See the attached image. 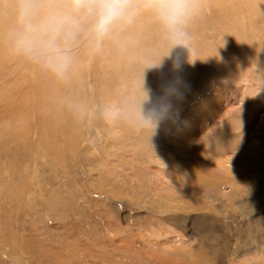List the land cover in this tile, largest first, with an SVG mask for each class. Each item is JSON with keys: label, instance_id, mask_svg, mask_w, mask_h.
Here are the masks:
<instances>
[{"label": "rangeland", "instance_id": "1", "mask_svg": "<svg viewBox=\"0 0 264 264\" xmlns=\"http://www.w3.org/2000/svg\"><path fill=\"white\" fill-rule=\"evenodd\" d=\"M197 7L187 47L143 11L65 79L0 27V264H264V0Z\"/></svg>", "mask_w": 264, "mask_h": 264}, {"label": "clouds", "instance_id": "2", "mask_svg": "<svg viewBox=\"0 0 264 264\" xmlns=\"http://www.w3.org/2000/svg\"><path fill=\"white\" fill-rule=\"evenodd\" d=\"M143 11L152 13L174 44L189 45L187 27L198 12L197 0H15L8 39L14 54L65 79L75 66L74 50L81 40L99 52L115 25L131 24ZM179 69L177 62L174 70ZM172 95L178 91L169 90L143 110L140 124L156 128L166 119Z\"/></svg>", "mask_w": 264, "mask_h": 264}, {"label": "bare ground", "instance_id": "3", "mask_svg": "<svg viewBox=\"0 0 264 264\" xmlns=\"http://www.w3.org/2000/svg\"><path fill=\"white\" fill-rule=\"evenodd\" d=\"M12 1H15V0H12ZM210 1H213V0H210ZM1 10V9H0ZM1 13V16H2V18H0V25H2V26H0V27H3L5 24H8L9 22L10 23H12V24H14V20H15V15H14V8L13 9H11V10H8L7 11V9L6 8H4V9H2V11H0ZM252 21V20H251ZM11 24V25H12ZM6 28V27H5ZM3 29V28H2ZM1 28H0V31L2 30ZM1 32H3L4 33V31H1ZM0 36L2 37V36H5V35H1L0 34ZM3 40V39H2ZM1 41V40H0ZM4 44V43H3ZM2 47V46H1ZM3 48H5V47H3ZM6 49V48H5ZM6 51H7V49H6ZM3 52H4V50H3ZM6 53H8V52H6ZM0 55H1V53H0ZM3 55V54H2ZM5 57H6V54H5ZM128 58V57H127ZM132 58V57H131ZM131 86V85H130ZM40 100V99H39ZM38 104V103H37ZM40 104V103H39Z\"/></svg>", "mask_w": 264, "mask_h": 264}]
</instances>
